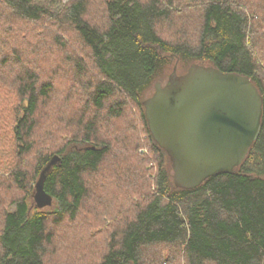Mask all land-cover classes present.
<instances>
[{"label":"trees","instance_id":"1","mask_svg":"<svg viewBox=\"0 0 264 264\" xmlns=\"http://www.w3.org/2000/svg\"><path fill=\"white\" fill-rule=\"evenodd\" d=\"M173 58L246 75L263 98L243 161L191 189L174 184L142 103ZM81 235L101 236L94 257ZM176 260L264 264V0H0V264Z\"/></svg>","mask_w":264,"mask_h":264},{"label":"water","instance_id":"2","mask_svg":"<svg viewBox=\"0 0 264 264\" xmlns=\"http://www.w3.org/2000/svg\"><path fill=\"white\" fill-rule=\"evenodd\" d=\"M142 103L149 131L167 152L180 188L231 173L261 129L263 98L257 87L246 75L212 65L191 63L182 74L174 67L167 82H156ZM61 161L54 154L41 169L33 192L37 208L52 204L44 181Z\"/></svg>","mask_w":264,"mask_h":264},{"label":"rangeland","instance_id":"3","mask_svg":"<svg viewBox=\"0 0 264 264\" xmlns=\"http://www.w3.org/2000/svg\"><path fill=\"white\" fill-rule=\"evenodd\" d=\"M166 30V29H165ZM164 31V30H163ZM193 32V30H190V33H192ZM164 36H166V35H164ZM72 47H73V49H75V52H77L76 51V44L74 45V43H72ZM191 63H186V61H183V60H180V59H177V58H173V59H171L168 63H166V64H164L163 65V67H162V69H160V71H159V73H158V75H157V77H156V79H155V81L153 82V84L155 83V82H160L161 84H165L166 82H167V80H168V77H169V75L172 73V71H173V69H174V67H176V73L177 74H182V73H184L186 70H187V68H188V66L190 65ZM66 72V71H65ZM56 90H58V88H56ZM56 90H54V92H53V97H55L56 98V96H57V94H59L60 92H58V91H56ZM153 91H154V86L152 85L151 86V88H150V90H149V92L147 93V95H146V97L147 96H149V95H151L152 93H153ZM145 97V98H146ZM130 109H128V107L127 108H125L124 110H123V115H122V118H120L119 120H122L121 121V126H123V127H126V126H129V125H133V119L131 118L132 117V115L130 114ZM110 126V125H109ZM171 174H172V169H171ZM98 178V177H97ZM97 178H95V180H97ZM91 179V178H90ZM92 180V179H91ZM101 180V179H100ZM102 182V181H101ZM34 185H35V183H34ZM110 195H112V193L109 191H107V192H103V191H99V196L100 197H102V198H106L107 196H110ZM80 215L81 214H79V216L78 217H80ZM89 217V216H88ZM88 217H85V214L84 213H82V215H81V217H80V219H82V220H87L88 219ZM80 231H82V228H81V226L78 228V230H76V232H74L73 233V235L71 236L70 235V233L69 232H66V233H64V238H66V240H65V244L67 243V242H70V241H72L74 238H78L79 236H80ZM83 231H84V229H83ZM71 237H70V236ZM70 237V238H69ZM102 239H101V236L100 237H97V238H95V240H91L90 241V243L88 244V241H87V239L84 237V235H81V237H80V244L78 245V247L81 249L80 251H81V253H84V250L85 249H89L91 252L90 253H88V256L89 257H94V254L96 253V251L97 252H99L100 250H101V245H102V241H101ZM93 241H96L92 246H91V243L93 242ZM90 245V246H89ZM158 250V252L159 253H166L165 252V250H160V249H157ZM157 250H153L154 252L155 251H157ZM160 250V251H159ZM150 251V250H149ZM164 251V252H163ZM60 258L58 259V261H60V260H63L62 258H64V256H59ZM163 258L164 257H162L161 259L163 260ZM56 260H57V258L56 259H54L53 261L54 262H56ZM72 260H74V258H72ZM94 260V259H93ZM179 260V259H178ZM178 260H176L175 261V264H180V262L178 261ZM161 261V260H160ZM161 264V263H160ZM163 264H165V263H163ZM166 264H168V262L166 263Z\"/></svg>","mask_w":264,"mask_h":264}]
</instances>
